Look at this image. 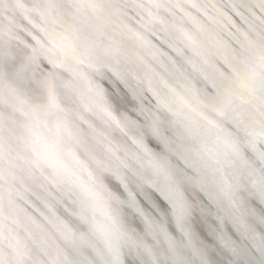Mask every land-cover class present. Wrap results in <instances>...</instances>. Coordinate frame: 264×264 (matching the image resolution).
Returning a JSON list of instances; mask_svg holds the SVG:
<instances>
[{"label":"bare ground","instance_id":"obj_1","mask_svg":"<svg viewBox=\"0 0 264 264\" xmlns=\"http://www.w3.org/2000/svg\"><path fill=\"white\" fill-rule=\"evenodd\" d=\"M38 1L0 0V264H264V0H147L179 5L160 53L116 0Z\"/></svg>","mask_w":264,"mask_h":264},{"label":"water","instance_id":"obj_2","mask_svg":"<svg viewBox=\"0 0 264 264\" xmlns=\"http://www.w3.org/2000/svg\"><path fill=\"white\" fill-rule=\"evenodd\" d=\"M18 1H21V0H18ZM23 1H25L26 2V6H28V7H34L35 5L34 4H36L37 2H39L38 0H23ZM36 1V2H35ZM118 3H119V5H121V7L122 8H125L127 11H131L132 12V18H131V20L132 21H134V25H135V27H138L137 29L138 30H141L140 31V33H142V36H143V41H142V43H144L143 45L144 46H146V47H151V48H153V49H156V51L158 52V53H160L161 52V50L162 49H164V47H167V48H169L170 49V46L172 45V43H171V41H169V39H168V36H170L169 34H168V32L166 31V28H165V26H164V24H170V23H172L173 22V17H175V16H173L174 15V13L175 14H177V12H175L176 10H177V8L176 7H178L176 4H175V6L176 7H174L173 5V8H170L171 10H172V13L170 12V11H167L166 9L164 10L163 8L164 7H161L159 4H154V3H150L151 5H150V7L147 5V3H148V1L147 0H116ZM172 1H170L169 3H171ZM107 3H109V2H107ZM59 5H60V1H59ZM169 5V4H168ZM38 7L37 8H40V5H37ZM224 6V5H223ZM149 7V8H148ZM141 10V12L143 11V13L144 14H146L147 12L149 13V11L150 12H152L151 14H154V17H153V19H151L152 20V22H150L149 23V25L148 24H146L145 22L146 21H144V22H141L140 20H142L143 19V16H142V14H141V12L139 11V10ZM224 9L225 10H228L227 9V7L225 6L224 7ZM173 10H175V11H173ZM24 12H25V10H23ZM180 12V11H179ZM163 13H165V15L166 14H168V15H170V19L167 17H165V15L163 14ZM180 14H182L181 12H180ZM22 16H24V13H22ZM25 18H23V20H21L25 25H23L22 24V22H20L21 23V25L23 26V28L21 29V28H19L20 29V31H22L23 33L25 32L24 30H28V25L30 24L31 26H32V22L30 21V19H28L27 17H26V15L24 16ZM80 18H81V16H79ZM78 16H76V20L78 21L79 18ZM171 18H172V20H171ZM22 19V18H21ZM264 19V18H263ZM264 21V20H263ZM37 24H39V22H37ZM27 28V29H26ZM162 31H165V33L167 34H165V33H162ZM165 36H164V35ZM77 45V42L75 43V45L74 46H76ZM151 48H149L150 50L149 51H151ZM153 49H152V51H153ZM161 49V50H160ZM185 50H186V52H184L183 51V49H181L180 51L181 52H179L178 51V53H177V58H178V61L179 62H174L173 61V59H169V57H165L162 53H161V57H157V60H155L154 58H153V61H152V64L150 63L151 62V60L149 59V61L150 62H148V61H146L145 60V62H147L146 63V67L147 68H149L150 69V71H151V73H152V76H156V75H160V73L158 72L159 70H158V68L156 69V67H158L157 65H159V66H162V67H166V65H168L169 64V66L171 67H174V71L176 72V68L177 69H183V67L182 66H184V67H187V66H189V62H192V60L194 59H197L198 58V56H197V54L194 52V51H192L191 49H188V48H184ZM160 50V51H159ZM145 53H149L148 51H145ZM120 58V57H119ZM125 59V58H124ZM120 60L121 61H123L122 60V58H120ZM126 61H127V63H129L130 64V60H127V59H125ZM167 61V62H166ZM149 63V64H148ZM126 64H124V66H125ZM194 65H196L195 63H194ZM156 66V67H155ZM151 67V68H150ZM119 68V67H118ZM168 68V67H167ZM120 69V70H119ZM118 69V72L120 71V73H122L123 74V76L124 77H122L121 78V80H123L122 82V86H123V88H125L126 89V91H124L122 88H119V91L120 92H123V93H125V94H127V95H129V93H131L129 90H133V89H135L134 87H136L137 85H139V83H137V82H139V81H141V83L143 84L144 82H145V79L143 80V79H140V76H138V73H136V72H134V71H132V70H129V68L127 67V66H125L124 67V70H123V68H119ZM169 69V68H168ZM108 70H110L111 72H114V73H112V74H116V69H111L109 66H108ZM123 70V71H122ZM203 73V72H202ZM140 75H142V74H140ZM175 75V74H174ZM170 76V75H169ZM144 86V85H143ZM153 88V87H152ZM120 89H122V90H120ZM155 90V89H154ZM150 93V92H149ZM152 94V93H151ZM149 97H152V95H149ZM248 97V96H247ZM246 97V98H247ZM153 98H155L154 96H153ZM150 102H151V98H148L146 95H144V97H143V100H142V102L140 101V103H141V105L143 106V107H146L147 106V108H148V106H149V104H150ZM207 109V114H208V116L210 117V112H213V110H212V108H210V107H205V110ZM233 113H232V116L233 117H236L237 118V113H238V115H239V112H236V110L235 111H232ZM215 114H217V113H215ZM240 116H242V114L240 115ZM239 117V116H238ZM203 119H205L204 117H203ZM242 119V118H241ZM240 118L238 119V120H241ZM212 121V120H211ZM186 122V121H185ZM187 123V122H186ZM220 123V122H219ZM230 123V122H229ZM211 124V123H210ZM240 125H241V123H239ZM239 124H235V125H232V127L234 128V129H236L237 131H239L240 130V127L238 126ZM212 125H213V121H212ZM244 125H245V122H244ZM214 127H218V125H217V123H215L214 122ZM241 128L243 129L244 127H242V125H241ZM243 132H245L246 133V136L248 137H254L253 136V134L252 133H250V132H247L246 130H242ZM245 136V137H246ZM262 138H264L263 136H261ZM261 137H257V143H259L258 145L259 146H261V147H264V142L261 140ZM206 147L204 148V152L205 153H207L208 154V152L207 151H209L208 149H207V151H206ZM264 149V148H263ZM214 152V151H213ZM263 153H264V151H263ZM255 157L256 158H254L256 161H263V159L262 158H259L258 156H256L255 155ZM219 163H223V164H221V165H224V163H225V160L223 159V160H220L219 161ZM32 164V163H31ZM70 164H72V163H70ZM33 165H35V168H37V165L35 164V162H33V164L31 165V169H34V167H33ZM76 167V166H75ZM75 167H72V169L74 170L75 169ZM76 168H78V167H76ZM38 173H34V174H32V178L33 179H38V180H41L40 181V184L41 185H44V188L41 186V189L46 193V194H48V197H49V195L51 194V192L52 191H50V188L53 190V192H55L54 190H55V186H61L62 187V185L63 184H65L66 185V183L65 182H67L68 180L66 179V177H63V180L65 181V182H60V181H58V182H56V181H54V179H53V176H52V172H51V170L50 171H48L47 169H41V170H39L38 169ZM75 171V170H74ZM49 172V173H48ZM76 173H77V175H81L80 173H79V170L78 169H76V171H75ZM51 173V174H50ZM90 176V175H89ZM113 177H114V181H115V183L117 184V186H118V188H123V189H125L124 188V185H123V178H117L115 175H113ZM45 178V179H44ZM42 181H44V182H42ZM121 185V187H120V185ZM69 189H71V190H69V194H72L74 197H76L75 196V193H74V189H72V187L71 186H69ZM23 192H21V195H19L20 197L23 195L24 196V198H23V200L25 201V203H28V204H30V205H32V206H34L33 204H32V200H30V198H28V196H26L27 195V191L28 192H30L31 193V190L29 189V188H27V187H23V190H22ZM22 198V197H21ZM74 201V200H73ZM35 207V206H34ZM39 207H40V205H39ZM61 207H63V209H65L66 211H67V209H66V207L67 206H63V205H61ZM36 208V210L38 209V207H35ZM39 210V215L41 216V217H43V218H46V216H47V214L41 209V208H39L38 209ZM50 210H52V212L53 213H56V211H54L52 208L50 209ZM61 210H62V208H61ZM48 213V212H47ZM46 215V216H45ZM102 217V219H104V216H101ZM82 218V217H81ZM83 219V218H82ZM83 222H85V221H83ZM116 236L117 237H119V234H115V235H110L109 236V238L110 239H108L107 241L110 243L112 240L111 239H116ZM94 240H97V241H99L100 243H102L101 242V240H100V238H96V237H94ZM121 244V243H120ZM121 246H122V244H121ZM36 249H37V247H36ZM45 253V252H44ZM118 254H121V252H120V250L118 251ZM45 256H46V258H47V254L45 253Z\"/></svg>","mask_w":264,"mask_h":264}]
</instances>
